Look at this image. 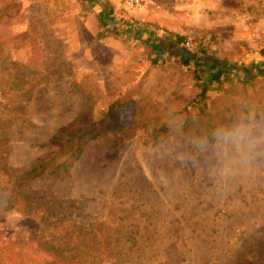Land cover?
Masks as SVG:
<instances>
[{"label": "rangeland", "instance_id": "1", "mask_svg": "<svg viewBox=\"0 0 264 264\" xmlns=\"http://www.w3.org/2000/svg\"><path fill=\"white\" fill-rule=\"evenodd\" d=\"M102 1L119 27L150 25L159 42L170 32L187 54L154 62L145 42L103 34L100 8L82 0H0V59L23 68L19 83L0 88L4 169L53 166L20 193L49 202L54 218L108 229L112 244L96 264H264V178L213 190L194 158L175 161L187 140L168 124L170 107L189 134L238 106L264 105L263 79L225 83L199 100L192 59L205 50L238 66L264 61V0ZM94 130L100 136L84 143ZM158 144L162 156L152 154ZM63 162L69 171L56 174ZM19 216L0 212V240L26 231Z\"/></svg>", "mask_w": 264, "mask_h": 264}, {"label": "trees", "instance_id": "2", "mask_svg": "<svg viewBox=\"0 0 264 264\" xmlns=\"http://www.w3.org/2000/svg\"><path fill=\"white\" fill-rule=\"evenodd\" d=\"M82 1L100 8L99 22L105 28L103 34L108 31L117 37L126 36L131 42L137 40L145 42L156 55L154 62L163 63L166 56L171 58V56L180 57L187 54L188 49L185 46L179 47L181 40L178 36L162 31L165 37L159 42L154 39L155 33L150 25L131 22L119 27L114 21L113 7L109 2ZM145 37L148 39L144 40ZM192 59L195 65L194 70L199 73L197 82L199 100H203L209 92L219 89L225 83L247 86L257 79L264 80V61L238 66L230 61L210 57L205 50L192 53ZM21 69L23 68L18 62L8 57L0 59V88L3 79L19 83L17 76ZM5 117L6 114L1 112V132L4 130L2 122ZM106 127L108 130L117 129L114 124H108ZM100 132L101 130H94V135L84 143L99 137ZM81 152L82 144L79 141L70 159L73 161L78 159ZM4 161L6 162V159L0 152V198H7V207L0 212H17L20 215L18 217L21 221L20 225L27 229L14 238L0 240V261L7 260L10 264H96L98 255L105 253L103 251L110 248L112 244L113 237L108 229L103 232L94 231L93 228L84 227L66 217L54 218L48 205L49 202L42 204L48 207L45 209L40 206L39 202L32 198L27 199L20 193L22 186L42 177L45 172H50L53 166L39 160L32 168L17 174L8 172L6 167L4 169ZM70 167V164L63 162L57 164L54 170L56 174H60L68 172ZM53 203L56 204L55 201Z\"/></svg>", "mask_w": 264, "mask_h": 264}, {"label": "clouds", "instance_id": "3", "mask_svg": "<svg viewBox=\"0 0 264 264\" xmlns=\"http://www.w3.org/2000/svg\"><path fill=\"white\" fill-rule=\"evenodd\" d=\"M169 108L168 124L175 134L186 136V151L177 152L174 159L184 165L195 159L197 171L206 176L217 192H229L249 187L264 178V105L238 106L233 114L185 134L183 120ZM158 144L152 154L162 156ZM165 151H168L165 149ZM7 207V198H0V210Z\"/></svg>", "mask_w": 264, "mask_h": 264}, {"label": "built area", "instance_id": "4", "mask_svg": "<svg viewBox=\"0 0 264 264\" xmlns=\"http://www.w3.org/2000/svg\"><path fill=\"white\" fill-rule=\"evenodd\" d=\"M137 3L138 2V0H132V3ZM187 46L190 48V45L189 44H187Z\"/></svg>", "mask_w": 264, "mask_h": 264}]
</instances>
